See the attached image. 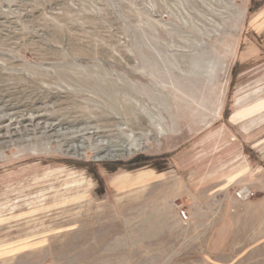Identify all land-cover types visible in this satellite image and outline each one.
Segmentation results:
<instances>
[{
    "label": "rangeland",
    "instance_id": "rangeland-1",
    "mask_svg": "<svg viewBox=\"0 0 264 264\" xmlns=\"http://www.w3.org/2000/svg\"><path fill=\"white\" fill-rule=\"evenodd\" d=\"M0 264H264V0H0Z\"/></svg>",
    "mask_w": 264,
    "mask_h": 264
},
{
    "label": "built area",
    "instance_id": "built-area-1",
    "mask_svg": "<svg viewBox=\"0 0 264 264\" xmlns=\"http://www.w3.org/2000/svg\"><path fill=\"white\" fill-rule=\"evenodd\" d=\"M240 194H243L244 196H248V195H250V192L248 191V190H246V189H244V190H241L240 191ZM239 194V195H240ZM241 196V195H240Z\"/></svg>",
    "mask_w": 264,
    "mask_h": 264
}]
</instances>
